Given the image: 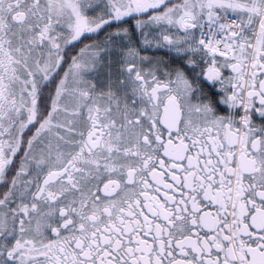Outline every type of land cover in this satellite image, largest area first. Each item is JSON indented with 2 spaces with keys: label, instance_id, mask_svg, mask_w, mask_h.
Segmentation results:
<instances>
[{
  "label": "snow or ice",
  "instance_id": "snow-or-ice-1",
  "mask_svg": "<svg viewBox=\"0 0 264 264\" xmlns=\"http://www.w3.org/2000/svg\"><path fill=\"white\" fill-rule=\"evenodd\" d=\"M0 264H264V0H0Z\"/></svg>",
  "mask_w": 264,
  "mask_h": 264
}]
</instances>
